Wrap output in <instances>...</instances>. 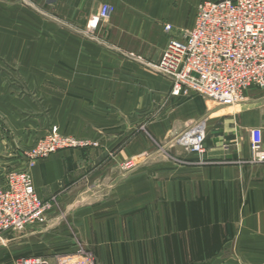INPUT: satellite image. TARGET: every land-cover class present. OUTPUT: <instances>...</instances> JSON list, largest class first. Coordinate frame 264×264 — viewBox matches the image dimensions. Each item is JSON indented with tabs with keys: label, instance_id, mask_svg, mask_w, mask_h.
I'll return each instance as SVG.
<instances>
[{
	"label": "crops",
	"instance_id": "obj_1",
	"mask_svg": "<svg viewBox=\"0 0 264 264\" xmlns=\"http://www.w3.org/2000/svg\"><path fill=\"white\" fill-rule=\"evenodd\" d=\"M201 1L0 0V187L27 170L52 204L45 225L1 237L15 247L0 250L2 263L31 253L54 262L79 238L93 264H264V164L250 144L253 128L264 133V91L231 107L175 96L103 43L153 47L157 61L165 25L179 34L191 10L192 29ZM104 5L114 9L106 25ZM204 118V153L173 143ZM53 126L92 145L29 164Z\"/></svg>",
	"mask_w": 264,
	"mask_h": 264
},
{
	"label": "built area",
	"instance_id": "obj_2",
	"mask_svg": "<svg viewBox=\"0 0 264 264\" xmlns=\"http://www.w3.org/2000/svg\"><path fill=\"white\" fill-rule=\"evenodd\" d=\"M112 10L110 5L102 7V21L109 19ZM171 27L166 24L165 30ZM153 69L171 83L173 95L200 96L221 107L241 103L253 87L264 91V0L201 1L194 27L182 40L172 38L168 42ZM206 136L204 118L189 123L173 143L190 153L202 154ZM250 144L252 162L264 164L262 128L251 130ZM91 145L53 126L26 155L33 165L59 151ZM126 167L133 168L134 163L128 162ZM51 206L39 198L27 170L9 172L5 186L0 187V239L6 233L45 225ZM18 264L50 263L42 256H25L18 259ZM58 264H93V258L81 252L59 257Z\"/></svg>",
	"mask_w": 264,
	"mask_h": 264
},
{
	"label": "rangeland",
	"instance_id": "obj_3",
	"mask_svg": "<svg viewBox=\"0 0 264 264\" xmlns=\"http://www.w3.org/2000/svg\"><path fill=\"white\" fill-rule=\"evenodd\" d=\"M114 10V9H113ZM112 10V11H113ZM190 16H191V10L189 11L187 17H186V23L184 24V26H182L181 28V31L179 34H176V28L172 25L171 27V30L170 31H165L166 34L168 35L169 39L171 40L172 38H175L177 37V39H183V37L185 36V34L188 32V30H190ZM104 24H108V22H110V17L108 20L106 21H103ZM180 36V37H179ZM108 37L105 36L104 39H103V43H104V47L112 54L114 55L115 57H119L121 59L124 60L125 63H128L130 65H134L136 66V68H140L146 72H149V73H152L153 75L155 76H159L160 75L155 72V70L153 69V64L154 62L156 61H153L151 60L148 55L150 53V51L152 49H154L153 47H149L148 50L146 51V55L145 54H142V51L139 50V51H128V50H125L119 46H116L114 44H111L108 42ZM166 48V46L164 47V49ZM163 49V50H164ZM162 52V51H161ZM142 85V83H141ZM159 110L154 106L152 108V110L150 111L151 113L150 114H153V117L155 116L154 114H156ZM140 132L142 133H146V129L145 127L142 125L141 128L138 129ZM27 153V152H26ZM25 161H27L29 163L30 161V158L25 154V157H24ZM252 161V160H251ZM30 167V165H28ZM12 234H16V233H12ZM80 239L77 238L76 239V249L72 252V253H58V251L56 250L54 252L55 255V260L54 262H52L51 260V256H45V255H42V254H32L31 255H28L27 257H30V256H42L44 257L46 260H48V262L50 264H58L59 263V257H63L64 255H72V254H80L81 252H85V250L79 245L80 244ZM1 244V242H0ZM14 243H11V244H5V243H2L1 246H0V250L2 249H10L11 251H13V254H14V246L12 247H8L10 245H12ZM86 253V252H85ZM25 257V256H24ZM21 258V257H19ZM19 258H14V261L11 262L10 264H18V259ZM0 264H9V263H2V261H0Z\"/></svg>",
	"mask_w": 264,
	"mask_h": 264
}]
</instances>
